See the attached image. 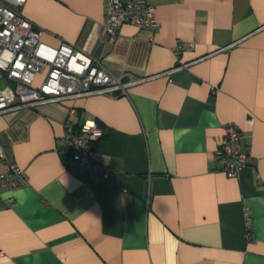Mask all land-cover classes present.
I'll list each match as a JSON object with an SVG mask.
<instances>
[{
    "label": "crops",
    "instance_id": "crops-1",
    "mask_svg": "<svg viewBox=\"0 0 264 264\" xmlns=\"http://www.w3.org/2000/svg\"><path fill=\"white\" fill-rule=\"evenodd\" d=\"M149 2L157 31L114 37L109 0L17 8L128 87L0 114V154L27 175L0 193V264H264V0ZM180 42L195 47L177 57ZM87 121L103 132L96 183L60 155L65 123ZM228 123L251 155L237 178L216 155Z\"/></svg>",
    "mask_w": 264,
    "mask_h": 264
},
{
    "label": "built area",
    "instance_id": "built-area-1",
    "mask_svg": "<svg viewBox=\"0 0 264 264\" xmlns=\"http://www.w3.org/2000/svg\"><path fill=\"white\" fill-rule=\"evenodd\" d=\"M24 2L0 0V82L5 80L9 83L0 87V114L94 94L127 95L128 85L107 70L96 57L66 42L58 48L43 43L42 31L17 11ZM106 16L104 30L110 37L116 36L125 23L152 33L159 27L156 9L149 0H109ZM194 47V43L180 42L173 52L178 57L183 50ZM43 71L45 75L37 84V76ZM70 113L73 115L74 111ZM223 129L222 143L216 155L222 162L221 170L228 177L237 178L249 165L251 155L241 142L240 131L233 124L228 123ZM102 136L101 128L94 122L87 121L80 126L65 123L60 150L62 161L66 165L78 164L85 181L90 183L98 180V152L94 145ZM0 160L6 164V170L0 173V193L6 188L27 184L25 171L5 152L0 154ZM245 238L251 239L249 230Z\"/></svg>",
    "mask_w": 264,
    "mask_h": 264
},
{
    "label": "rangeland",
    "instance_id": "rangeland-1",
    "mask_svg": "<svg viewBox=\"0 0 264 264\" xmlns=\"http://www.w3.org/2000/svg\"><path fill=\"white\" fill-rule=\"evenodd\" d=\"M44 75H45V71L41 72V73L37 76V80H36V83H37V84L40 83V82L42 81ZM6 85H9V83H7L5 80H3V81L0 82V87H1V88L5 87Z\"/></svg>",
    "mask_w": 264,
    "mask_h": 264
},
{
    "label": "trees",
    "instance_id": "trees-1",
    "mask_svg": "<svg viewBox=\"0 0 264 264\" xmlns=\"http://www.w3.org/2000/svg\"><path fill=\"white\" fill-rule=\"evenodd\" d=\"M102 137H103V136H102ZM100 139H101V138H100ZM100 139H99V140H100ZM96 143H97V142H96ZM96 143H95V144H96ZM94 147H95V145H94Z\"/></svg>",
    "mask_w": 264,
    "mask_h": 264
}]
</instances>
